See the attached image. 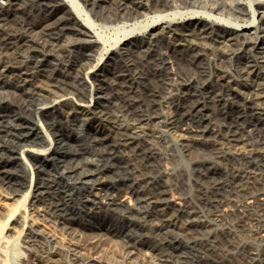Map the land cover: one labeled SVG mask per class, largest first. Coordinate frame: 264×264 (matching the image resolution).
I'll return each mask as SVG.
<instances>
[{
	"label": "bare ground",
	"instance_id": "1",
	"mask_svg": "<svg viewBox=\"0 0 264 264\" xmlns=\"http://www.w3.org/2000/svg\"><path fill=\"white\" fill-rule=\"evenodd\" d=\"M253 3L242 24L214 13L223 3L193 0H0V264H39L33 244L63 260L42 216L159 264H240L233 249L264 264L246 235L211 227L248 209L264 216V46L249 33L264 28V0ZM227 8L246 13L241 0ZM100 19L131 26L107 48ZM170 131L199 207L173 194L186 174L167 165ZM111 210L119 218L97 226ZM73 254L68 264H94Z\"/></svg>",
	"mask_w": 264,
	"mask_h": 264
},
{
	"label": "rangeland",
	"instance_id": "2",
	"mask_svg": "<svg viewBox=\"0 0 264 264\" xmlns=\"http://www.w3.org/2000/svg\"><path fill=\"white\" fill-rule=\"evenodd\" d=\"M196 7L207 10L208 11V4L212 3H223L226 5L222 11L216 10L214 13L219 14V12H222V16L232 22L235 23H242L245 24L251 20L252 12L249 7V1L251 0H241L242 6L246 13L242 14V17H238L236 14L231 12L227 5H229L231 2L237 1V0H193ZM258 0H252L253 5L255 8L258 9H264V6L258 7L257 6ZM88 8L87 6H85ZM260 9V10H261ZM257 18H260L257 15ZM96 31L100 39V43L105 45V47L109 48L113 46L116 42V40L122 36L123 28L122 26L128 28L131 26L130 21H119V22H113L108 21L105 19L96 20ZM264 26V25H262ZM141 29L140 31H142ZM250 35L257 38L258 41H262V45L264 46V28H254L251 27L249 30ZM149 32H153V29H150ZM168 35L169 33H165ZM96 37V36H95ZM113 55V54H112ZM106 56V55H105ZM100 57L99 53H95L94 58H92L91 63L94 64L98 61V58ZM253 94V93H252ZM248 97H261V95H247ZM45 116L41 118V125L45 124ZM153 129H163L164 127L160 123H155L151 126ZM178 132V131H176ZM44 137V138H42ZM40 138V139H39ZM38 139L41 142H47L48 139H46L45 135L41 134ZM176 135L173 134V132L164 134L163 135V142H162V149L165 151L167 150L168 146L172 144V148H174L173 155L171 158L167 160V165L170 167H174L175 169H182L186 174V179L184 182V187L179 189H174L173 194L177 199L181 202H187L191 203L195 207H199V202L197 198V189L196 185L193 183L192 177L193 174L190 171V165L187 158V155H182L181 150L179 149L180 146H178L177 140H175ZM43 140V141H42ZM259 157H256L255 160L262 162L261 159H258ZM29 161H32L29 158ZM25 166L23 164L18 165V168L20 171H26L27 168H24ZM22 168V170H21ZM27 172V171H26ZM126 205L128 204V201H124ZM132 202V200H131ZM125 207V205H123ZM105 217V218H104ZM103 219L101 216L96 217L97 223L102 225V228L106 229V226H109L111 220H117L119 218V215L115 213L114 210L109 211V213H106V216H104ZM263 218V219H262ZM110 219V220H108ZM41 224H43L45 227H47L49 230L54 231L56 238L58 239V242H56V245L60 246V253L63 256V260H53L46 262L48 259L47 251L41 246L37 244L31 245V251L37 259H39L41 262L39 264H68L72 257L77 255L80 259H87L91 258V261L94 262V264H159L158 258L155 255L149 254L146 250L142 248H136L134 249V253H131L132 247H125L123 242L120 239H115L114 237H110L109 235H95L89 234L88 232H81V230L75 229L74 231H67L59 227L55 222H52L49 220V218L42 216L41 219H37ZM100 221V222H99ZM110 221V222H108ZM223 222H226L230 224L233 229L238 233V235L241 237L242 235H246L245 239L248 240L249 244L255 248V251L258 253L264 254V237L261 238L257 234H254L251 230H248L253 228L256 230H259L261 228H264V216H261L258 214L255 210H245L243 213H230L227 214L225 221H218L213 220L211 223L212 229L220 228L223 225ZM246 227L247 229H245ZM98 229V228H96ZM101 231V230H100ZM264 231V230H263ZM90 239H95V241L90 242ZM21 243V240H17L16 248L19 246L18 244ZM132 248V249H131ZM221 249V248H220ZM228 258L231 260L232 263H240V264H250V259L248 256L244 255L243 253H240L238 251L232 250V252H226ZM49 260V259H48ZM47 260V261H48ZM10 264H14L12 261Z\"/></svg>",
	"mask_w": 264,
	"mask_h": 264
}]
</instances>
